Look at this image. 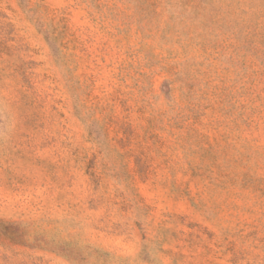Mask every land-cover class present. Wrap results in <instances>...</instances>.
Wrapping results in <instances>:
<instances>
[{
    "label": "rangeland",
    "instance_id": "374dc122",
    "mask_svg": "<svg viewBox=\"0 0 264 264\" xmlns=\"http://www.w3.org/2000/svg\"><path fill=\"white\" fill-rule=\"evenodd\" d=\"M0 264H264V0H0Z\"/></svg>",
    "mask_w": 264,
    "mask_h": 264
}]
</instances>
